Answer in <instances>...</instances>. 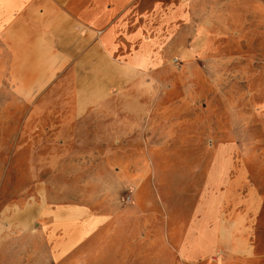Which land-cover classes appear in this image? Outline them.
Masks as SVG:
<instances>
[{"label":"rangeland","instance_id":"rangeland-1","mask_svg":"<svg viewBox=\"0 0 264 264\" xmlns=\"http://www.w3.org/2000/svg\"><path fill=\"white\" fill-rule=\"evenodd\" d=\"M196 19L202 21L195 25L200 43L172 50L153 76L163 84L154 96L160 92L163 101L150 118L126 113L125 100L141 89L137 77L121 88L108 82L107 104L91 105L83 119L69 120L64 104L91 84V73L69 67V99L58 102L57 112L38 114L41 105L17 102L0 70V264H114V256L123 260L116 264H130L142 254L155 258L163 208L179 203L188 222L223 144L233 145L234 162L246 165L263 200L251 239L254 257L225 264H264V0H213ZM68 205L105 215L108 231H97L67 260L54 263L39 212ZM131 217L137 219L134 232ZM114 230L123 231L118 249L115 241L100 238ZM144 232L154 242L147 253L139 245ZM225 254L194 264H217Z\"/></svg>","mask_w":264,"mask_h":264},{"label":"crops","instance_id":"crops-1","mask_svg":"<svg viewBox=\"0 0 264 264\" xmlns=\"http://www.w3.org/2000/svg\"><path fill=\"white\" fill-rule=\"evenodd\" d=\"M212 1L0 0L2 76L17 102L40 104L35 110L41 114L57 112L58 102L69 99V67L91 73L87 76L91 84L64 104L69 106V120L83 119L91 105L107 104L111 100L108 82L114 81L112 88H121L137 77L141 89L138 96L125 100L126 113L132 119L144 118L142 112L153 116L163 101L160 92L154 96L163 86L154 74L163 69L164 57L172 50H187V45L200 43L196 18ZM61 73L65 74L59 78ZM233 153L232 144L217 148L204 195L188 222L179 203L163 208L157 256L131 257L130 264H194L217 252L226 253L217 257V264L254 257L251 239L263 200L249 181L246 165L235 163ZM39 214L46 221L54 263L67 260L71 251L110 222L105 215H94L79 205L42 208ZM135 222L131 217L128 226L132 232ZM123 227L125 231L127 225ZM114 233L100 238L104 243L105 239L115 241L118 249L123 231ZM140 237L139 245L146 252L154 242L145 232ZM102 243L96 249L99 261ZM118 257L110 260L123 262Z\"/></svg>","mask_w":264,"mask_h":264}]
</instances>
